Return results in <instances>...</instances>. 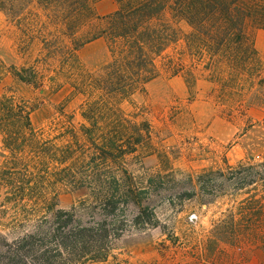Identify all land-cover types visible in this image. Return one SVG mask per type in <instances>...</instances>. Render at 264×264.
<instances>
[{"label":"trees","instance_id":"1","mask_svg":"<svg viewBox=\"0 0 264 264\" xmlns=\"http://www.w3.org/2000/svg\"><path fill=\"white\" fill-rule=\"evenodd\" d=\"M98 2L0 0V10L16 21L24 41L40 40L47 56L60 49L69 66L60 72L68 77L73 96L83 97L81 121H75L76 113L61 110L47 127H35L33 108L25 100L10 92L0 95L5 159L0 165V238L8 246L0 248V264L105 261L130 227L160 226L151 194L164 176L142 178L126 166L127 157L151 140V124L122 105L133 103L136 93L158 76V58L182 38L176 22L183 20L191 28L183 39L193 64L224 92L241 94L256 80L264 82V60L248 34L250 26L264 29V0H116L117 8L108 14L98 12ZM98 38L107 40L112 58L91 71L77 51ZM165 60L174 75L184 70L172 56ZM186 69L192 86L193 70ZM7 71L23 82H38L34 68L7 67L0 59V82ZM188 181L185 197L199 196L203 202L228 192L247 193L236 208L239 221L230 237L241 245L264 238V161L204 168ZM55 183L86 188L87 197L60 208L49 196ZM33 219L38 223L32 230L8 242L2 229L9 221Z\"/></svg>","mask_w":264,"mask_h":264},{"label":"rangeland","instance_id":"2","mask_svg":"<svg viewBox=\"0 0 264 264\" xmlns=\"http://www.w3.org/2000/svg\"><path fill=\"white\" fill-rule=\"evenodd\" d=\"M116 8V0H99L97 4L100 14ZM42 19L47 18L42 14ZM59 24L58 46L63 39ZM176 25L182 38L158 58V76L146 84L144 91L136 93L133 103L122 105L126 112L139 113L151 124V140L135 155L127 157L126 166L142 178L164 176L162 186L155 187L151 194V205L155 206L160 226L130 227L107 260L87 264L264 263V238L241 245L230 237L231 227L239 219L236 208L247 193L228 192L209 202H203L199 196L185 197L190 187L189 175L196 177L204 168L264 161V82L259 84L256 80L241 94L224 92L202 72L201 66L193 64L186 52L183 35L190 31L189 24L180 20ZM50 30L55 32L54 27ZM248 34L264 60V29L250 26ZM24 36L16 21L0 10V59L7 67L26 66L39 75L37 84H30L7 71L0 82V95L10 92L25 100L33 108L31 119L35 127H47L60 116L61 110L76 113L75 121H81L79 109L83 97L73 96L68 77L60 72L69 69L60 49L47 56L40 40L29 43ZM65 42L72 47L68 37ZM77 55L84 68L91 71L99 70L112 58L105 38L85 43ZM167 56L182 62L184 70L174 75L165 64ZM186 68L193 70L192 86L184 76ZM4 160L0 149V165ZM87 193L86 188L55 183L49 196L58 207L68 209L79 204ZM125 212L131 219L129 209ZM232 213L234 219L230 217ZM36 221H9L2 230L7 233L8 242H12L32 230ZM1 247L8 246L0 238Z\"/></svg>","mask_w":264,"mask_h":264},{"label":"crops","instance_id":"3","mask_svg":"<svg viewBox=\"0 0 264 264\" xmlns=\"http://www.w3.org/2000/svg\"><path fill=\"white\" fill-rule=\"evenodd\" d=\"M261 264H264V263H261Z\"/></svg>","mask_w":264,"mask_h":264}]
</instances>
